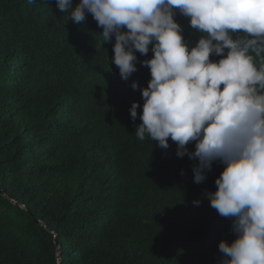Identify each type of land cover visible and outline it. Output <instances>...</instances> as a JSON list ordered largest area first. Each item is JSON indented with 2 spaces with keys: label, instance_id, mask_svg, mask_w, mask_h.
<instances>
[{
  "label": "trees",
  "instance_id": "1",
  "mask_svg": "<svg viewBox=\"0 0 264 264\" xmlns=\"http://www.w3.org/2000/svg\"><path fill=\"white\" fill-rule=\"evenodd\" d=\"M70 14L56 0H0V264H59L60 249L61 264H221L232 218L205 192L224 165L198 184V160L178 157L171 138L167 149L140 140L151 76L139 61L152 46L124 80L114 37L104 42L91 13L79 24ZM174 19L190 47L206 35L179 10Z\"/></svg>",
  "mask_w": 264,
  "mask_h": 264
},
{
  "label": "clouds",
  "instance_id": "2",
  "mask_svg": "<svg viewBox=\"0 0 264 264\" xmlns=\"http://www.w3.org/2000/svg\"><path fill=\"white\" fill-rule=\"evenodd\" d=\"M56 5L63 13L71 9L77 24L91 13L104 42L114 37L111 63L124 80L138 70L136 52L146 56L152 46V58L139 61L151 79L140 89L144 103L136 136L143 140L147 133L162 149L171 138L178 157L198 160L193 165L198 184L214 162L223 164L217 190L205 192L221 217L232 218L235 239L220 241L221 264H264V0H79L75 7L73 0H56ZM176 10L206 34L194 46L185 41ZM237 33L244 35L233 38ZM213 54L222 58L213 61ZM138 107L132 102L133 121ZM192 142L194 151L187 147Z\"/></svg>",
  "mask_w": 264,
  "mask_h": 264
},
{
  "label": "water",
  "instance_id": "3",
  "mask_svg": "<svg viewBox=\"0 0 264 264\" xmlns=\"http://www.w3.org/2000/svg\"><path fill=\"white\" fill-rule=\"evenodd\" d=\"M41 224L47 226L46 224H44L43 222H41ZM62 263V252H61V249L59 250V264Z\"/></svg>",
  "mask_w": 264,
  "mask_h": 264
}]
</instances>
